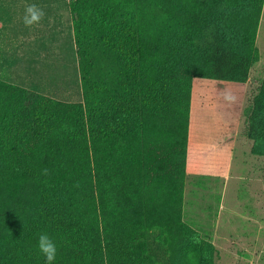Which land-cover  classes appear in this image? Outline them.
<instances>
[{
	"label": "trees",
	"instance_id": "obj_1",
	"mask_svg": "<svg viewBox=\"0 0 264 264\" xmlns=\"http://www.w3.org/2000/svg\"><path fill=\"white\" fill-rule=\"evenodd\" d=\"M264 0H71L81 102L0 80V264H212L183 219L192 81L245 83ZM264 157V71L242 109Z\"/></svg>",
	"mask_w": 264,
	"mask_h": 264
},
{
	"label": "rangeland",
	"instance_id": "obj_2",
	"mask_svg": "<svg viewBox=\"0 0 264 264\" xmlns=\"http://www.w3.org/2000/svg\"><path fill=\"white\" fill-rule=\"evenodd\" d=\"M256 46L259 59L245 83L197 77L192 81L188 163L200 160L197 152L201 141L208 144L203 149L213 147L216 151V144L221 142V127H216V121L220 124L229 119L231 126L225 134L236 137L230 152L223 148L216 153L219 159L228 153L226 176L192 175L189 171L184 188V221L200 239L214 246L212 264H264V157L251 154V141L244 135L241 115L264 71V1ZM72 64L65 65V72L49 81L48 86L65 91ZM226 92L234 97L233 101L224 99Z\"/></svg>",
	"mask_w": 264,
	"mask_h": 264
},
{
	"label": "crops",
	"instance_id": "obj_3",
	"mask_svg": "<svg viewBox=\"0 0 264 264\" xmlns=\"http://www.w3.org/2000/svg\"><path fill=\"white\" fill-rule=\"evenodd\" d=\"M69 2L70 0H0L1 81L59 101H82ZM30 4L42 9L44 16L38 23L28 26L23 22V17L26 6ZM62 9L64 15L61 14ZM67 64H72V68L68 72L69 86L66 90L60 92L48 86L49 81L61 75ZM218 126L221 127L218 130L221 131L219 134L222 145L221 142L216 144L215 151L213 147L203 149L208 145L205 141L198 143L200 149L197 154L200 160L191 165L187 160L186 179L189 171L192 175H227L228 153L225 152L220 159V154L216 156V153L223 148L230 152L236 137L234 135L230 138V134H225V130H229L231 126L229 119L220 124L216 121V127Z\"/></svg>",
	"mask_w": 264,
	"mask_h": 264
},
{
	"label": "clouds",
	"instance_id": "obj_4",
	"mask_svg": "<svg viewBox=\"0 0 264 264\" xmlns=\"http://www.w3.org/2000/svg\"><path fill=\"white\" fill-rule=\"evenodd\" d=\"M43 16L44 12L42 9L38 8L35 4H30L25 8L23 22L25 25L30 26L34 23H38ZM224 99L226 101H233L234 97L230 93L226 92ZM37 247L38 250L44 255L46 264H52V262L56 259L57 247L46 233H41L39 235Z\"/></svg>",
	"mask_w": 264,
	"mask_h": 264
}]
</instances>
